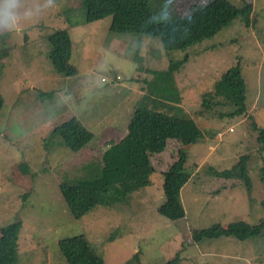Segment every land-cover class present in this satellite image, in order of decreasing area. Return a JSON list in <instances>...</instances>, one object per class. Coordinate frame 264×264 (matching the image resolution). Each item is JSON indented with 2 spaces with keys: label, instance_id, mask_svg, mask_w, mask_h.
<instances>
[{
  "label": "rangeland",
  "instance_id": "rangeland-1",
  "mask_svg": "<svg viewBox=\"0 0 264 264\" xmlns=\"http://www.w3.org/2000/svg\"><path fill=\"white\" fill-rule=\"evenodd\" d=\"M144 1L165 22L211 0ZM227 1L250 7L248 25L237 18L169 51L155 36L112 32L113 15L87 21L82 0H0V229L22 222L14 264H66L59 242L81 235L104 264H264V150L257 143L264 128V0ZM57 30L71 41L72 76L49 60ZM234 69L246 81L245 106L222 86ZM138 108L180 121L184 136L123 161L117 147ZM70 120L93 139L75 153L48 151L53 129ZM183 155L188 180L173 220L158 209L164 172ZM63 183L94 188L98 204L74 217ZM237 220L262 228L244 242L193 240L194 231Z\"/></svg>",
  "mask_w": 264,
  "mask_h": 264
},
{
  "label": "trees",
  "instance_id": "trees-1",
  "mask_svg": "<svg viewBox=\"0 0 264 264\" xmlns=\"http://www.w3.org/2000/svg\"><path fill=\"white\" fill-rule=\"evenodd\" d=\"M85 7L86 20L95 21L113 15L112 32H139L160 38L169 51L184 50L203 38L213 35L222 28L240 18L247 25L250 22L251 9H238L227 0H211L206 5L189 15L172 18L165 22L155 19L147 1L144 0H82ZM164 16L165 12H161ZM49 60L52 66L63 76L76 73V68L69 64L71 41L65 30H57L49 38ZM225 91L238 106L246 105V81L237 69L228 71L222 82ZM184 136L183 124L158 112H150L146 108L136 109L130 119L129 137L117 147L119 157L127 161L133 155L155 154L162 151L165 143ZM93 139V135L85 127H80L74 120L65 122L53 129L45 141V148L63 147L70 152H78ZM260 153L264 150V128L257 137ZM118 154L115 152L112 154ZM185 155L170 170L164 172L163 191L165 201L159 206V212L173 220L181 215L178 205V194L188 177L180 170ZM127 172L133 169L125 163ZM137 167V166H136ZM260 181L264 184V162L259 169ZM126 178H120L124 182ZM63 199L74 217L78 218L99 202L94 188L83 184L61 185ZM264 206V199L261 201ZM21 221L10 223L0 229V264L17 262ZM262 224H251L245 220H237L227 226L213 225L211 228L194 231L193 240L199 242L204 238L218 239L234 237L244 242L258 234ZM59 249L66 264H104L102 257L94 250L84 236L63 238ZM177 262V261H176ZM168 263V264H176Z\"/></svg>",
  "mask_w": 264,
  "mask_h": 264
}]
</instances>
